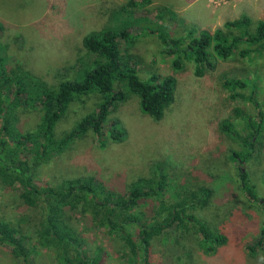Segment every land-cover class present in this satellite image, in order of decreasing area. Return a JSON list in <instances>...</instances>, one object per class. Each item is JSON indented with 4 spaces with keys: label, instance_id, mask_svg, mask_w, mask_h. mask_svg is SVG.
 Instances as JSON below:
<instances>
[{
    "label": "rangeland",
    "instance_id": "obj_1",
    "mask_svg": "<svg viewBox=\"0 0 264 264\" xmlns=\"http://www.w3.org/2000/svg\"><path fill=\"white\" fill-rule=\"evenodd\" d=\"M131 1L141 5L131 6ZM125 6L135 11L138 18L147 19L155 18L159 6L173 9L177 16L166 24L178 36L185 33V27L214 32L226 21L241 16L253 21L264 19V0H0V20L4 23L0 43L13 66L24 64L34 75L56 85L64 77L69 80L79 75L76 60L87 52L84 36L112 23ZM142 31L139 25L127 28L129 37L121 38L120 43L123 48L130 45L131 53L139 57L142 79L152 73L175 74V99L163 118L143 113L139 98L130 96L109 114L104 136L89 132L76 140L41 167L39 181L56 185L69 177L92 175L122 192L139 176L153 174V165L161 164L169 184L168 201L183 198L187 187L212 185L215 194L211 201L195 213L228 240L216 244L214 251H207L196 230L183 229L179 233L172 227L152 240V264H264V238L260 246H255L264 228V132L254 156L242 164L232 157L234 151L242 149L241 139L235 140L221 129L224 120H231L244 135L246 120L235 109L257 113L253 103L231 97L233 91L224 86L226 77L249 81L250 87L240 90L245 96L252 95L251 84L257 85L256 97L264 101V53L237 55L229 60L217 58L215 68L207 67L204 75L197 76L191 63L174 71L171 56L163 51L156 36ZM72 65L74 68L67 70ZM100 101L101 96L93 94L84 102L71 103L56 126V135L71 128ZM39 116V110L22 109L19 124L24 129L33 127ZM117 128L125 130L124 138L111 137V131ZM24 155L30 156L27 152ZM240 171L248 174L260 203L241 188ZM18 194L19 189L1 191L2 206L13 217L12 207L17 201L23 204L22 214L31 217L25 225L33 229L40 208L26 205ZM83 220H77L81 230L85 226ZM86 235L89 249L95 251L92 256H97V248H101L103 264H142L140 259L124 254L121 240L107 231L93 230ZM0 264L24 263L14 256L12 246L0 244ZM29 264L63 262L55 259L51 250L41 248Z\"/></svg>",
    "mask_w": 264,
    "mask_h": 264
},
{
    "label": "trees",
    "instance_id": "obj_2",
    "mask_svg": "<svg viewBox=\"0 0 264 264\" xmlns=\"http://www.w3.org/2000/svg\"><path fill=\"white\" fill-rule=\"evenodd\" d=\"M129 4L141 5L135 1ZM122 8V14L112 23L84 36L87 52L76 60L79 75L69 80L64 77L56 85L34 75L24 64L13 66L0 43V192L19 189V199L28 206L40 208L32 229L25 225L31 222V217L22 214L23 204L17 201L16 207H12L15 216L11 217L0 200V244L12 246L14 256L22 258L24 264H29L32 255L41 248L51 250L55 259L63 264H103L101 248L96 249L100 251L97 256H92L95 251L89 249L86 234L93 230L107 231L119 238L124 254L140 259L142 264H152V240L172 227L179 233L183 229L185 232L191 228L196 230L207 251H214L216 244L228 240L224 233L211 229L204 218L195 213L211 201L215 194L212 185L187 187L183 198L168 201L169 184L161 164L153 165V174L139 176L122 192L92 175L69 177L56 185L43 184L38 179L41 167L64 153L76 140L89 132L104 136L109 114L130 96H137L143 113L157 119L163 118L174 101L175 74L152 73L147 79L140 77L139 57L131 53L130 45L123 48L120 43L121 38L129 37L127 28L139 25L144 34L156 36L163 51L171 56L174 71H181L191 63L197 76L204 75L207 67L215 68L217 58L229 60L237 55L249 57L255 52L264 53V19L253 21L249 16H241L226 21L214 32L185 27V33L178 36L166 24L177 16L173 9L159 6L155 18L147 19L138 18L135 11L126 6ZM3 30L4 23L0 20V33ZM224 86L233 91V99L248 100L257 111L255 114L239 107L235 109L246 120L244 135L231 120L221 123L227 135L241 139L242 149L234 151L232 157L243 164L254 156L263 135L264 101L257 99L255 84H251V96L240 91L250 87L244 78L226 77ZM93 94L101 96L97 107L61 135H56V126L71 103L84 102ZM22 109L40 111L33 127L24 129L19 124ZM125 136L123 128L111 131L114 139ZM26 152L29 157H25ZM240 176L241 188L260 203L248 174L240 171ZM78 218L85 221L83 230L79 228ZM261 234L255 246L262 244L264 228Z\"/></svg>",
    "mask_w": 264,
    "mask_h": 264
}]
</instances>
